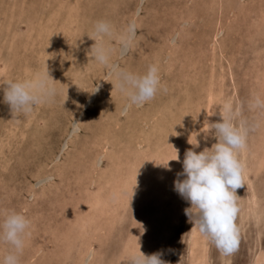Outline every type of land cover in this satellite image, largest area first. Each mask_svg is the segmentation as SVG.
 <instances>
[{
    "label": "rangeland",
    "instance_id": "obj_1",
    "mask_svg": "<svg viewBox=\"0 0 264 264\" xmlns=\"http://www.w3.org/2000/svg\"><path fill=\"white\" fill-rule=\"evenodd\" d=\"M97 45L107 66L91 58ZM45 65L55 94L30 111L11 114L0 91V212L28 220L18 264H121L137 244L166 264H264V107L253 106L264 102V0H0V80L30 81ZM150 65L158 89L131 104L112 68ZM224 104L247 129L229 256L188 232L173 188L187 139L197 133V152L215 143L200 129ZM173 148L170 170L154 165Z\"/></svg>",
    "mask_w": 264,
    "mask_h": 264
},
{
    "label": "clouds",
    "instance_id": "obj_2",
    "mask_svg": "<svg viewBox=\"0 0 264 264\" xmlns=\"http://www.w3.org/2000/svg\"><path fill=\"white\" fill-rule=\"evenodd\" d=\"M94 31L98 36L109 35L110 26L104 21H98L94 25ZM129 31L134 29L130 27ZM90 51L91 58L101 65H108L110 50L97 45ZM112 71L117 88L126 95L131 104L143 105L154 97L159 85L155 66H148L142 74L115 67ZM53 81L46 65L44 72L30 81L0 80L2 102L9 106L11 114L28 112L33 105L42 103L55 94ZM253 106L264 107V102L258 97L254 98ZM235 115H238V111L234 113L231 104H224L223 114L219 113V120L211 123L206 121L207 128L200 131L214 137L215 143L210 147L198 152L193 151L198 147L196 132L193 141L187 139L192 148L186 150L183 155L182 172L178 173L183 178L173 181L174 191L188 202V207L183 209L187 221L192 225L188 232L195 230L224 256L231 255L238 246V229L235 220L239 207L236 190L244 186L241 166L235 153L244 146L247 129L243 123L237 126L233 122ZM170 160H179L176 150L174 158L153 164L170 170L168 165ZM134 181L136 183L135 177ZM135 183L129 194L128 208ZM27 227L28 220L24 215L15 211L0 212V243L8 246L7 253L0 258V264H18L17 255L23 248V236ZM121 264H166V262L160 259L158 252L143 254L137 244L136 250L128 253Z\"/></svg>",
    "mask_w": 264,
    "mask_h": 264
},
{
    "label": "bare ground",
    "instance_id": "obj_3",
    "mask_svg": "<svg viewBox=\"0 0 264 264\" xmlns=\"http://www.w3.org/2000/svg\"><path fill=\"white\" fill-rule=\"evenodd\" d=\"M127 173V172H126ZM102 188V187H101ZM116 189V188H115ZM113 190V189H112ZM134 191V190H133ZM110 193V192H109ZM112 193V192H111ZM92 194V193H91ZM98 195V194H97ZM100 195V194H99ZM104 195H106V194H104ZM118 195V194H117ZM127 195V194H126ZM95 196V195H94ZM96 197V196H95ZM110 197V196H109ZM105 198V197H104ZM117 198V197H116ZM95 199H97V198H94L93 200H92V203L93 204H95V203H97V202H95ZM111 199H112V197H111ZM115 199V198H114ZM91 199H89V201H90ZM116 200V199H115ZM86 201V200H85ZM99 201V200H98ZM102 202V201H101ZM100 202V203H101ZM88 203H90V202H88ZM99 203V202H98ZM98 203H97V205H98ZM85 204H86V202H85ZM111 205V204H110ZM90 208V207H89ZM94 209V208H93ZM107 212V211H106ZM93 221V220H92ZM91 225V224H90ZM88 227V226H87ZM90 227V226H89ZM88 228H86V230H87ZM91 230V229H90ZM85 231V230H84ZM156 252V251H155Z\"/></svg>",
    "mask_w": 264,
    "mask_h": 264
}]
</instances>
